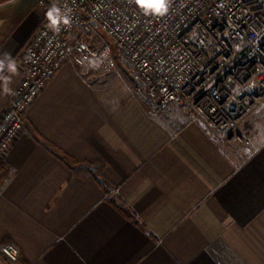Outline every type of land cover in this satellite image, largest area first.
<instances>
[{"label": "crops", "instance_id": "1", "mask_svg": "<svg viewBox=\"0 0 264 264\" xmlns=\"http://www.w3.org/2000/svg\"><path fill=\"white\" fill-rule=\"evenodd\" d=\"M39 1L0 0V54L15 59ZM248 122L247 144L157 125L125 73L85 81L65 62L0 160V247L18 246L15 264H264V135Z\"/></svg>", "mask_w": 264, "mask_h": 264}, {"label": "built area", "instance_id": "2", "mask_svg": "<svg viewBox=\"0 0 264 264\" xmlns=\"http://www.w3.org/2000/svg\"><path fill=\"white\" fill-rule=\"evenodd\" d=\"M56 2L72 9V23L57 33L44 16L17 53L22 79L0 113V160L65 62L98 83L121 68L157 125L176 130L196 120L219 141L244 142L237 128L264 100V0H172L163 17L144 16L130 0ZM39 6L49 8L42 0ZM105 49L111 63L101 69L78 63ZM19 253L13 243L0 247L6 264Z\"/></svg>", "mask_w": 264, "mask_h": 264}, {"label": "clouds", "instance_id": "3", "mask_svg": "<svg viewBox=\"0 0 264 264\" xmlns=\"http://www.w3.org/2000/svg\"><path fill=\"white\" fill-rule=\"evenodd\" d=\"M140 12L146 17H163L168 14L172 0H130ZM47 26L54 32H59L62 26H70L72 23V9H64L58 5L56 0L51 4L45 13ZM110 50L97 55L92 53L91 56H84L78 61L85 70H99L106 63H111ZM7 73V74H6ZM18 64L10 54H0V95L9 96L14 94L11 87L13 77L17 76Z\"/></svg>", "mask_w": 264, "mask_h": 264}, {"label": "rangeland", "instance_id": "4", "mask_svg": "<svg viewBox=\"0 0 264 264\" xmlns=\"http://www.w3.org/2000/svg\"><path fill=\"white\" fill-rule=\"evenodd\" d=\"M110 42H112L110 40ZM122 73H125L121 68L120 69H117L116 72H121ZM110 76V75H109ZM108 76V77H109ZM107 78V77H106ZM105 78V79H106ZM132 97H133V94H132ZM134 98V97H133ZM135 99V98H134ZM136 101V100H135ZM137 102V101H136ZM138 103V102H137ZM139 104V103H138ZM140 105V104H139ZM250 118H252V123H249L247 124L248 127H250L251 131L254 133L256 132L257 134H261V135H264V100L257 106V108L248 116L246 117L242 123L246 122L247 120L250 121ZM193 121V120H190V122ZM166 122V121H164ZM254 122V124H253ZM241 123V124H242ZM256 123V124H255ZM165 124V123H164ZM255 125V126H254ZM165 126H167V123L165 124ZM168 127V126H167ZM182 126H180L178 129H180ZM169 128V127H168ZM174 129V128H173ZM176 129V130H178ZM238 129V128H237ZM238 132V130H237ZM225 142V141H224ZM244 142H247V141H244ZM246 144V143H245ZM1 261H2V258L0 257ZM3 262V261H2ZM4 263V262H3ZM6 264V263H4Z\"/></svg>", "mask_w": 264, "mask_h": 264}, {"label": "trees", "instance_id": "5", "mask_svg": "<svg viewBox=\"0 0 264 264\" xmlns=\"http://www.w3.org/2000/svg\"><path fill=\"white\" fill-rule=\"evenodd\" d=\"M91 176L93 177V179H94L95 181H97V183H98L101 187H103V189H104V191H105V194H106V193H107V192H106V191H107V190H106L107 186L103 185V183H102L98 178H96V177L94 176V174H92ZM111 204H112L116 209H118L119 211H121V212L125 215V217H127L128 219H132V218L130 217V215L127 214V212L122 211V208L119 207L118 205H116L114 202H111Z\"/></svg>", "mask_w": 264, "mask_h": 264}]
</instances>
